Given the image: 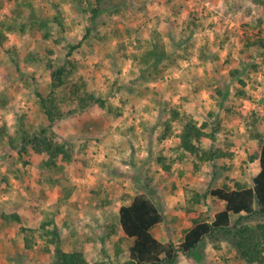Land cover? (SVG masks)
I'll return each instance as SVG.
<instances>
[{"label": "rangeland", "instance_id": "1", "mask_svg": "<svg viewBox=\"0 0 264 264\" xmlns=\"http://www.w3.org/2000/svg\"><path fill=\"white\" fill-rule=\"evenodd\" d=\"M31 8L43 29L25 18ZM3 19L15 31L0 45V264H56L53 230L63 251L124 264L131 240L118 209L135 196L164 216L152 233L177 245L193 220L223 209L201 197L209 189L251 184L264 131V0H0ZM151 50L166 56L144 58ZM62 65L112 112H78L67 83L53 97L74 113L49 128L39 95L48 97ZM188 120L213 135L194 142L197 152L180 143ZM41 127L70 161L45 165L48 155L29 145L19 154L22 136ZM197 252L176 264H246L224 239Z\"/></svg>", "mask_w": 264, "mask_h": 264}, {"label": "trees", "instance_id": "2", "mask_svg": "<svg viewBox=\"0 0 264 264\" xmlns=\"http://www.w3.org/2000/svg\"><path fill=\"white\" fill-rule=\"evenodd\" d=\"M97 8L94 9V15ZM18 14H22L21 8L18 7ZM24 14V13H23ZM32 26L43 29L46 23L43 19H38L34 8L25 17ZM7 19L0 20V45L6 39L3 34L4 30L8 32L15 31ZM26 22H21L19 29L25 31ZM16 27V25H15ZM16 29V28H15ZM43 37H49V31H45ZM262 45V41H259ZM255 44V43H253ZM72 47L68 54L72 52ZM144 58H152L158 63L166 55L164 52L151 50L144 53ZM72 69L73 63L66 62ZM66 64V65H67ZM51 65V64H50ZM65 66L62 65L54 69L51 73V90L48 97L39 95V105L47 120L51 124L63 116L73 114L74 111L63 113L56 103L54 96L55 89L69 83V100L77 104L78 112L85 111H103L111 108L106 107L107 102L103 96L95 95L85 89V81L80 78L76 81H70L67 78ZM174 117L178 115L175 114ZM205 124L200 127L193 120H188L181 131L180 143L184 150L188 152H197L200 149L194 142L201 143V137L213 138V135L204 131ZM166 130H170L167 126ZM47 129L41 127L34 133H25L22 138V146L18 151L21 154L27 152L25 146L29 145L35 153H46L48 155L45 165L58 166L56 160L70 161L71 153L64 144L57 143L53 138L48 136ZM202 150V155L212 158L211 149ZM259 170L252 178L250 185H239L230 187H215L201 197L205 198L210 195L220 200L224 207L216 212L211 221L193 220L191 227L185 232L180 242L175 245L173 242L163 243L153 233L152 229L160 224L164 216L159 207L149 198L144 196H135L128 204H124L118 209V222L125 237L131 240L128 248L129 258L124 264H176L180 255L193 256L198 254V248L207 239H224L227 240L236 250L239 258L246 264H264V131L260 137V150L258 155ZM200 195L196 193V201H199ZM252 215L259 216L263 222L257 225H248L242 220ZM233 216L237 219L233 220ZM50 242L56 244L55 263L56 264H106L105 262L89 263L81 252H67L59 248L58 234L56 230L52 232ZM26 248H30L29 241L25 239Z\"/></svg>", "mask_w": 264, "mask_h": 264}]
</instances>
